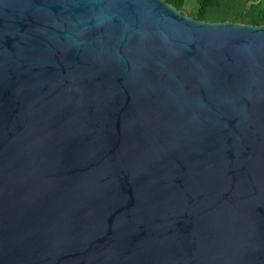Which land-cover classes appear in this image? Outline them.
<instances>
[{
	"label": "water",
	"instance_id": "water-1",
	"mask_svg": "<svg viewBox=\"0 0 264 264\" xmlns=\"http://www.w3.org/2000/svg\"><path fill=\"white\" fill-rule=\"evenodd\" d=\"M0 264H264V25L0 0Z\"/></svg>",
	"mask_w": 264,
	"mask_h": 264
},
{
	"label": "trees",
	"instance_id": "trees-1",
	"mask_svg": "<svg viewBox=\"0 0 264 264\" xmlns=\"http://www.w3.org/2000/svg\"><path fill=\"white\" fill-rule=\"evenodd\" d=\"M165 1L195 19L264 25V0H196L187 12L186 0Z\"/></svg>",
	"mask_w": 264,
	"mask_h": 264
},
{
	"label": "rangeland",
	"instance_id": "rangeland-1",
	"mask_svg": "<svg viewBox=\"0 0 264 264\" xmlns=\"http://www.w3.org/2000/svg\"><path fill=\"white\" fill-rule=\"evenodd\" d=\"M196 0H186V3L183 7V12H187L189 11V9L191 8L192 5H194Z\"/></svg>",
	"mask_w": 264,
	"mask_h": 264
}]
</instances>
